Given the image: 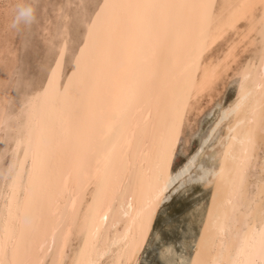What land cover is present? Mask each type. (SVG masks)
<instances>
[{"label":"snow or ice","instance_id":"1","mask_svg":"<svg viewBox=\"0 0 264 264\" xmlns=\"http://www.w3.org/2000/svg\"><path fill=\"white\" fill-rule=\"evenodd\" d=\"M51 9L35 19L26 9L29 27L13 23L15 39L7 29L0 37V88L16 93L0 117V264H116V255L144 264L146 252L147 264H264V88L256 99L245 87L253 52L264 81V0H60ZM241 67L233 99L229 77ZM241 107L245 127L221 135ZM225 169L221 206L214 177L222 182ZM213 184L209 206L199 197ZM197 220L195 247L210 229L219 247L192 261L184 251Z\"/></svg>","mask_w":264,"mask_h":264},{"label":"bare ground","instance_id":"2","mask_svg":"<svg viewBox=\"0 0 264 264\" xmlns=\"http://www.w3.org/2000/svg\"><path fill=\"white\" fill-rule=\"evenodd\" d=\"M222 2L233 3V2H237V0H222ZM239 2H242V0H239ZM11 3H12V0H11ZM2 4H1V6H2ZM5 8H6V6H5ZM6 10H7V13H8V7H7ZM233 39L236 40L237 42H242V40L244 38L242 36H236L235 34H233ZM246 47L247 46H245V48ZM245 48L239 49L235 53V55H237V56L244 55ZM226 55H227V53H226ZM223 58L224 57H221V59H223ZM249 59H253L254 60V66L252 68L253 76H252V80L248 81L245 84V87L252 91L253 98L258 99L259 94L261 93V89L264 88V81H262L259 78L258 74H257L256 65L259 64V60H258V58L256 56V53L253 52V55L251 57H249ZM247 63H248V60L245 59L243 61V64L246 65ZM229 79L230 80H234V81L237 80V82H238L236 93L232 97L233 99H235V96L239 95L241 93V81H244V79H245V74L242 71V67H241L240 70L233 71L231 76L229 77ZM224 88H225V84L222 82L221 85H220V90H223ZM10 91H9V88H7V91H5L3 88H0V117H3V115H4L5 102L7 100L12 99L11 98L12 94H11ZM119 91H120V84H119V82H117L116 84H114V94L118 95ZM219 94H220V92L218 91L217 95H219ZM195 97H196V93L193 92L194 101H195ZM210 103H211V101L208 100L205 103L200 104V106L197 109V111L200 112V113L204 112V110H206L208 108ZM241 103H242V105H244L247 102L246 101H242ZM8 112H9V115H15V111H13L11 108L8 109ZM249 118L250 117H248V116H246L244 114V108L243 107H241L239 113H233V114H230L228 116H225L224 117L225 123L223 124V131H222L221 135L227 136L228 135V128L231 126L234 129L233 136H238L239 130L242 129L243 127H245V123L244 122L246 121V119H249ZM238 119H239V127L237 126L238 125ZM3 135H4L3 131L0 130V137H2ZM12 139H13V137L10 135L9 136L10 142H11ZM241 139H243V138L241 137ZM217 143H218V141H217ZM12 147H15V144H12ZM219 150L221 152H226L228 150V145L225 144L223 146V148H221ZM235 154H238V152L234 153V155ZM20 155H21V158H23V151H21ZM221 159L223 160V156H221ZM217 171L219 172V167H217ZM214 180L217 183H221L219 196L217 197V202H218V204H220L222 206L224 204V202L227 200L228 195H229V191H230V183H231V181H230L228 170L225 169L224 174H223V181L222 182L220 181L219 177H214ZM2 189H3V180L0 179V205L3 204ZM216 191H217V188H216L215 184H213L211 189L203 190L200 193V197H199L201 202L207 200L208 203H209V206H211L212 195ZM85 207H86V205H85ZM200 231H203V228L200 226L199 220H197L192 225L191 230H190V232L188 234V247L184 251L185 257L186 258H191L192 261L210 259L211 257H213L216 254V252L218 250V247H219V239L217 237V232L215 230H213V229H210L208 231V233H207L206 244L203 245V246H200L199 249L197 247H195V244H197V245L200 244V239H199V232ZM120 258L121 257L119 255H116L114 257V259L116 260V264H119ZM143 258L144 257L142 256V260H143Z\"/></svg>","mask_w":264,"mask_h":264},{"label":"rangeland","instance_id":"3","mask_svg":"<svg viewBox=\"0 0 264 264\" xmlns=\"http://www.w3.org/2000/svg\"><path fill=\"white\" fill-rule=\"evenodd\" d=\"M7 1V2H6ZM14 2V3H13ZM59 0H3V4L0 3V37L3 36L5 29L8 30V32L11 34L12 38L15 39L16 32L14 29H12L13 23H16L18 28L20 29H27L29 27L30 21L27 17L23 16L22 13L28 9L31 8L33 10V18L35 19L38 15L43 14L45 12L53 11L51 9V5L58 4ZM66 2V0H65ZM2 4V6H1ZM17 4V5H16ZM39 5V9L36 8V5ZM6 8H5V6ZM12 7H11V6ZM7 7H8V13H7ZM10 12V13H9ZM33 27H36V24L32 25ZM0 67H3V50L0 48ZM10 66V62H9ZM6 77L3 75V73H0V81L5 80ZM238 82L237 80L234 81V83H229L228 89L229 94L233 97L237 90ZM9 91L12 94V99L15 98L16 93L13 91L12 86L9 85ZM205 111V110H204ZM203 113V112H202ZM193 118L195 119L196 116L194 115ZM205 127H207V124H205ZM175 207V205H173ZM178 211V209H177ZM144 264H147V260H149L151 257L147 255V252L143 256Z\"/></svg>","mask_w":264,"mask_h":264}]
</instances>
